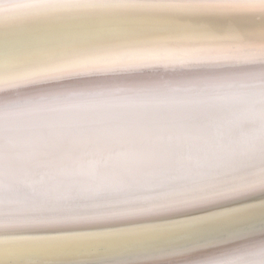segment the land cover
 I'll return each instance as SVG.
<instances>
[{
	"label": "snow or ice",
	"instance_id": "snow-or-ice-1",
	"mask_svg": "<svg viewBox=\"0 0 264 264\" xmlns=\"http://www.w3.org/2000/svg\"><path fill=\"white\" fill-rule=\"evenodd\" d=\"M114 13L170 23L0 74V232L96 257L67 264H264V0H0L31 23ZM173 220L120 239L79 227Z\"/></svg>",
	"mask_w": 264,
	"mask_h": 264
},
{
	"label": "bare ground",
	"instance_id": "bare-ground-1",
	"mask_svg": "<svg viewBox=\"0 0 264 264\" xmlns=\"http://www.w3.org/2000/svg\"><path fill=\"white\" fill-rule=\"evenodd\" d=\"M170 22L161 16L114 13L103 15L86 23H31L15 17L0 18V74L9 60L25 54H42L59 48L72 47L94 39H117L133 33H148L164 29ZM181 220L168 224L159 222H105L79 226L84 232L108 235L86 239H120L135 235L145 229L180 227ZM61 243L60 235L53 232H30L23 235L0 232V264H67L76 258L95 259L88 252L83 254L50 251ZM36 249L29 255H14L22 248ZM104 254H108L105 252ZM98 255V254H97Z\"/></svg>",
	"mask_w": 264,
	"mask_h": 264
}]
</instances>
